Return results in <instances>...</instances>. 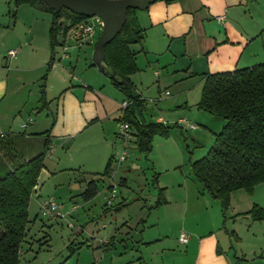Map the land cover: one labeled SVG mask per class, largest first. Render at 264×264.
Wrapping results in <instances>:
<instances>
[{"label":"crops","instance_id":"1","mask_svg":"<svg viewBox=\"0 0 264 264\" xmlns=\"http://www.w3.org/2000/svg\"><path fill=\"white\" fill-rule=\"evenodd\" d=\"M4 1L8 3L11 0ZM12 1L13 8H8L3 15L11 16L13 28L6 27L10 24L9 20L7 25L0 24V137L10 135L22 138L23 134V138L39 139L37 148L45 138L43 132L50 129L49 156L56 146L65 148L66 153L84 149L95 138L91 128L98 123L106 125L111 121L110 116L116 115L113 118L118 122L123 113L121 104L126 97L121 96L119 101L118 95L108 97L101 90L95 93L90 84L74 81V75L61 62L72 46L68 41L72 38L69 30L65 34L62 29L58 32L54 60L48 69L52 14L29 3L14 5ZM136 18L144 30V38L129 46L137 70L128 77L135 93L143 100L144 109L146 98L160 99L161 106L156 108L154 121L171 126L166 137L155 135L152 140V149L154 145L157 147L163 162L160 160L158 164L153 156L149 158L152 150L144 154L146 161L151 160L149 168L153 170L157 189L149 192L155 199L146 211L148 227L144 226L146 222L143 218L137 222L142 227L139 230L142 233L139 244L146 248L157 247L152 254L155 255L152 264H264V219H255L250 213L254 207L264 210V181L256 184L251 192L242 188L232 191L228 206L223 208L220 201L204 191L201 183L183 168V144L176 134L177 130H173L193 131V135H190L194 139L193 144L202 145L205 139L211 140L222 129V118L198 108V99L193 100L188 108V100L190 96L198 97L201 94L206 74L251 67L264 61V0H156L145 10H137ZM92 22L98 26L93 38L83 44H95L96 29L100 30L101 25L96 19ZM17 23L23 26L21 34L12 36L11 32H6V29L15 30ZM70 23V19L63 20V25ZM11 49L16 50L14 56L7 55ZM59 51L63 53L61 57L56 55ZM54 101L55 113L51 118L49 114L33 116L34 110L46 108L47 112L51 111ZM144 109L142 118L145 121ZM182 119L196 127H182ZM102 130L105 134L103 127ZM103 134L98 135L95 141L102 139L105 148L99 147V154L97 152L91 158L92 165L102 160L107 163L110 157L115 159L114 146L120 143L116 132L112 133L111 146ZM131 134L129 148L137 151L133 126ZM80 135H84L82 143L77 142ZM183 138L186 136L183 135ZM29 150L27 153L30 154ZM109 152L112 154L107 158ZM130 167L141 168L134 162L130 163ZM55 175L44 164L31 198ZM90 179L93 178L84 181L85 185ZM120 182L126 184L127 178L122 177ZM96 185L97 193L93 197L86 200L82 197L87 204L99 192L97 181ZM116 192L115 187L107 186L99 217L111 211H124L128 199L120 192L121 198L112 204L111 199ZM34 196L40 197L39 193ZM108 200L110 205L107 204ZM37 202L39 205L40 200ZM119 203L121 207L115 210V205ZM75 206L69 210L70 213L78 209V205ZM36 216L29 218L25 240H33L29 236V225L34 224ZM123 223L127 224V220L123 219ZM159 223L163 224L161 230L154 232ZM171 224H177L173 232L169 228ZM86 226L81 233L82 243L73 249L68 247V253L61 259L56 256L48 259L50 264H99L106 258V264H129L132 261L121 262V256L117 260L114 258L109 249L115 247L114 242L119 238L111 235L110 231H100L95 227L84 236ZM102 227L105 228V225ZM162 228L168 231L164 233ZM180 232H185L189 237L185 244L178 240ZM167 237H172L173 243L180 245L182 250L174 252L172 245L165 244ZM43 238L45 246H48L49 235L45 233ZM84 247L86 250L82 255ZM141 258L137 256L132 259L141 263Z\"/></svg>","mask_w":264,"mask_h":264},{"label":"trees","instance_id":"2","mask_svg":"<svg viewBox=\"0 0 264 264\" xmlns=\"http://www.w3.org/2000/svg\"><path fill=\"white\" fill-rule=\"evenodd\" d=\"M21 3H29L52 14L49 69L58 45V32L62 29L65 34L75 22L86 17L66 8L54 12L40 0H14V5ZM137 10L127 9L121 30L104 46V53L110 71L121 78L119 81L110 78V81L128 102L118 121H125L135 128L136 148L146 155L152 150L153 137H166L171 126L143 120L144 102L135 93L128 77L137 70L129 46L144 38V30L137 22ZM64 19H70L71 23L63 25ZM197 106L222 118L225 123L215 134L205 155L195 160L189 158L190 173L204 191L226 208L232 191L242 188L251 192L256 184L264 181V61L251 67L206 74ZM43 133L45 138L35 148L37 153L34 155L19 152L11 140L0 137V264H21L22 244L26 241L30 221L31 193L51 146L50 129ZM112 160L110 157L106 163L103 176L110 174ZM96 193V180L90 179L81 195L86 200ZM115 206L117 210L121 204ZM250 213L255 219H264V210L260 208L254 207ZM67 247L75 248L71 244Z\"/></svg>","mask_w":264,"mask_h":264},{"label":"rangeland","instance_id":"3","mask_svg":"<svg viewBox=\"0 0 264 264\" xmlns=\"http://www.w3.org/2000/svg\"><path fill=\"white\" fill-rule=\"evenodd\" d=\"M8 8H13V1L11 0L7 3L4 0H0V24L7 25L9 20L10 24L6 27L12 29L14 25L13 19L10 15H3V12H7ZM88 19L93 21L94 19L99 18L93 16L88 17ZM97 26L98 24L95 25L96 28ZM6 32H11L12 36L21 34L23 32V26L22 24L17 23L15 30L10 31L6 29ZM100 32L101 28L100 30L96 29V39L98 38ZM69 34H71L70 29ZM68 41L71 42L70 45L72 46L69 47L68 51L66 52V57L61 58V62L74 75V81L90 84L94 88V91H96L95 93H98V90H101V93L108 97H116L118 95V100L120 101L121 96H123L124 94L111 83L108 75L101 72L98 66L93 64L92 56L94 44L77 45L72 38ZM61 53V51L56 53L57 57H61ZM195 99H198L197 101L199 102L200 93L198 97H195V95L190 96L188 100V108L191 107V103ZM158 100L160 99L158 98ZM158 100L154 98H146L147 104L145 106L146 108L144 109V117L146 122H155L154 120L157 117L156 108L161 106L160 101ZM38 110H34V117H43L46 114H49L51 118L55 113V101L51 106V111L47 112L46 108H44L43 110ZM113 117L110 116L111 121H108L106 125L101 126L98 123V125H95L90 129L92 130L93 135L96 138L98 135L101 136L103 134V127V129L105 130V134L103 135H105V137L107 138L110 146L113 145L112 133L114 131L116 133L118 132L119 124L121 122H117ZM223 122L225 123L224 120ZM172 124L173 122L170 125ZM181 126L184 127V125ZM173 130H177L176 134L180 136V140L183 144L182 150L185 155L183 168L186 171H190L189 158L191 157L193 160H195L205 155L209 149V145H211L213 142L214 136L209 141L205 139L202 142V145H197L193 144L194 139L192 138V136H190L191 134L193 135V131H188L186 133V131L184 130ZM183 135L186 136V138H183ZM83 136L84 135H80L77 142L82 143V141H84L82 139ZM21 137L22 138H16L9 135L8 137H6V139L11 140L15 144V148L19 152H28L30 148L33 150L31 151L33 155L37 153L35 148L37 144H39V139L36 140V138H23V134H21ZM95 138L89 141L86 148L84 149L81 148L79 150L77 149L75 151H71L70 153H66L65 148L56 146L51 156H49L48 154L45 156L44 164L51 171H54L56 175L51 181L44 184L39 192H35L36 194L39 193L40 197L34 196V193L33 197L30 198L29 218L33 219L36 214L37 216L34 224L29 225L31 226V232L29 236H31L33 240L26 239V241L22 244L23 253L20 257L21 264H50V261H48V259L52 258L53 256L61 259L68 253L67 246L69 244H71V247H76L82 243L83 239L81 233L83 232V229L86 225H88L86 226L88 228L84 231V236L88 230L97 227L98 229H100V231H110L111 235H115L116 238H119L118 241L116 240L114 242L115 247L109 249V251L114 254V258L116 260L121 256V262L132 260L131 262H129V264H152V261H154L155 255L152 254L157 247L146 248L142 243L139 244V239L141 238L142 234H140L139 230L142 227L141 224L138 225L137 223L141 218H143L146 222V224L144 223V226L148 227L149 222L146 221L148 216L146 211L148 206L153 203L155 199L149 194L151 190L153 191L157 189V185L155 184L153 179L154 176H152L153 170L149 168V166L151 165V160H147L149 162L148 164L145 160L144 154L141 155L142 153H139L138 150L136 151L133 148L128 147L126 150L128 154L126 159L124 161H119L118 158L123 151V148L120 146V143H117L114 146L113 151L115 159L112 162L111 174L109 177L103 176L101 172L103 171L106 162H103L102 160V162H98V164L92 165L91 161V158H94L97 152L99 154V147L105 148L103 143L104 141L98 138L96 142ZM118 142L120 141L118 140ZM154 143L155 142L153 141V145ZM152 151L153 153L149 154V158L153 156V159L157 161L158 164L161 163V161L163 162L155 145ZM91 152L93 153L91 154ZM111 154L112 153L109 152L107 158ZM139 154L140 158L137 159V156ZM132 162L140 165L141 168L132 169L130 167V163ZM122 177L127 178L126 184H122L120 182V179ZM88 178H93L97 181L99 192L94 197V199L87 204V202L82 199L81 193L85 188L84 181ZM108 185H110L111 187H115L117 191L115 197L111 199L113 200L112 204H115L119 201V199L121 198L120 192H122L123 196L128 199L126 200V202L129 203L123 208L124 211H122L121 213L111 211L99 217L101 213V207L105 202L104 191H106ZM47 197L55 198L60 206H63V208L62 206L60 207L61 212L65 214L63 218L59 217L57 220H50L44 218L40 214L37 201L38 199L41 201L42 199ZM144 204H146L147 207L144 206ZM74 205H78V209L71 212L70 215L67 214L66 211H69ZM88 209L90 210V212H88ZM123 219L127 220V224L123 223ZM43 223H45V225H43ZM102 225H105V228H103ZM158 225L159 226L153 230L154 232L160 231L161 225L163 224L159 223ZM169 228L173 232L177 229V224H171L169 225ZM162 231L165 233L168 230L162 228ZM149 232H146V234L148 235ZM45 233H47L50 238L48 246H45V243L43 242V236ZM165 244L172 245V249L174 252L182 250V247L180 245H178L177 243H173L172 237H167L165 239ZM85 250L86 247H84L82 255L84 254ZM137 256L142 257L140 259L141 263H139V261L137 260L132 259ZM80 260H82V258ZM106 263H108L107 258L105 259V261H102V263L99 262V264Z\"/></svg>","mask_w":264,"mask_h":264},{"label":"water","instance_id":"4","mask_svg":"<svg viewBox=\"0 0 264 264\" xmlns=\"http://www.w3.org/2000/svg\"><path fill=\"white\" fill-rule=\"evenodd\" d=\"M54 12L66 8L73 13L88 17L96 16L101 21V32L94 44L93 63L109 78L119 81L120 76L112 73L106 61L104 46L121 30L128 8L145 10L156 0H40Z\"/></svg>","mask_w":264,"mask_h":264},{"label":"built area","instance_id":"5","mask_svg":"<svg viewBox=\"0 0 264 264\" xmlns=\"http://www.w3.org/2000/svg\"><path fill=\"white\" fill-rule=\"evenodd\" d=\"M220 18L221 17H218V19ZM96 20H98L101 24L100 19H96ZM94 31H95L94 23L88 18L77 21L70 27L71 37L74 38L78 44H83L91 40L93 38ZM15 53H16V50L11 49V50H8L7 55L14 56ZM127 104L128 102L125 101L121 104V107L125 108ZM29 121H31V119H29ZM180 124L184 125L185 128L194 129L196 127L193 123L185 119L180 120ZM131 135L132 134H131L130 124L125 121H121L119 124V130L116 133V137L120 141L122 148H123V151L121 152L118 158L119 161H124L128 155L126 150L130 145L129 143L131 142ZM112 195H113V192H112ZM110 203H111L110 200H108L107 204L110 205ZM60 207L61 206L58 203V201L53 197L44 198L39 203L40 214L44 218H47L50 220H57L59 217L63 218L65 216V214L61 212ZM76 207L77 206L74 205L72 206V209ZM66 213L69 214L70 211H66ZM188 238L189 237L185 232H180L178 236V240L182 244H185L188 241Z\"/></svg>","mask_w":264,"mask_h":264}]
</instances>
